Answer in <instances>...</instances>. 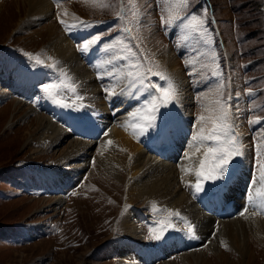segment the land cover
<instances>
[{"label": "rangeland", "instance_id": "374dc122", "mask_svg": "<svg viewBox=\"0 0 264 264\" xmlns=\"http://www.w3.org/2000/svg\"><path fill=\"white\" fill-rule=\"evenodd\" d=\"M48 1L51 17L43 13L34 26H27L24 17L19 20L22 14L18 16L14 0H0V66L33 76L32 92L25 90L27 94L22 95L21 91L9 90L8 96L0 100V264H124V250H128L126 264H186L184 255L203 250L206 258H212L207 246L221 222L245 220L251 214L264 219V206L259 205L261 194L251 199L258 186L256 178L264 182V0H187L186 7H177L180 0ZM105 4L107 7L101 6ZM170 14L175 19L166 23ZM193 16L197 21L191 19ZM81 25L92 30L79 34ZM50 26L59 37L73 43L82 66L97 74L99 80L93 77V82L103 88L107 98L119 95V90L139 80L146 117L151 116L154 105H159L148 123L153 137L162 139L157 144L159 149L168 147L163 141L169 128L182 130L183 107L187 105L174 74L160 61L168 51L176 57L188 83L189 138L202 127L206 134L210 132L212 119L218 115L217 99L229 107L241 154L231 159L222 176L209 177L206 173L212 161L206 162L200 183L209 196L205 204L208 208L198 209L203 212L201 218L213 220L214 226L207 225L206 233L204 221L200 225L183 212L175 215L177 212L168 211L156 200L129 205L122 194L113 192L112 183L102 175L97 162V149L103 145L105 132L95 134L90 162L81 173L66 176H74L69 183L56 178L53 171L34 175L33 167L47 168L60 157L68 140L80 139L71 133L75 136L60 143L53 152L48 151L51 154L33 157L35 143L23 145L24 138L20 140L25 134L18 133L21 135L16 137V131L38 115L67 129L59 119L77 127L79 110L89 113L88 104L94 105L100 95H91L88 100L84 84L76 79L71 67L57 64L48 54L53 37ZM97 37L98 41L85 50L84 45ZM108 56L123 59L127 80L121 77L123 69L108 66ZM2 76L0 71V86ZM169 83L175 88V98L167 103L155 100L161 95L156 89L167 88ZM12 89L16 90L14 83ZM13 102L22 103L32 114L8 131L9 123H5L16 110ZM123 103L128 106L129 100ZM107 108L112 111L109 103ZM135 108L124 115L130 118ZM201 116L204 121L199 120ZM14 137L19 141L8 144ZM208 144L215 147L211 141ZM206 152L207 148L200 160H204ZM246 167L249 173L239 176L238 171ZM43 175L54 176L51 184L38 178ZM57 182L59 187L67 184L65 195L64 189L61 194L53 192ZM181 188L190 199L197 200L193 184ZM233 190L238 191L236 200ZM56 199L64 202L58 209L53 203ZM129 212L136 216L141 241L123 237L121 228ZM165 242L168 244L164 248L159 247ZM221 251L231 254L228 247ZM259 259L257 263L264 264V256ZM230 260V264H244L238 254Z\"/></svg>", "mask_w": 264, "mask_h": 264}, {"label": "bare ground", "instance_id": "6f19581e", "mask_svg": "<svg viewBox=\"0 0 264 264\" xmlns=\"http://www.w3.org/2000/svg\"><path fill=\"white\" fill-rule=\"evenodd\" d=\"M14 1L19 11L18 16L20 17L22 14L19 20L25 19L26 22L24 24L27 26H34L43 13L47 18H50L53 12H51L52 8L48 0ZM23 17L24 19H22ZM89 29L92 30L91 28L81 25L77 31L78 33L86 34L89 32ZM50 31L53 37L50 39V44L52 46L49 47L48 54L54 58L57 64L61 62L62 65L66 64L71 67L72 73L76 79L82 83V86L84 84V91L89 94L88 100L92 99L91 95H94V97L99 95V93L100 95L94 99V105L87 103L89 113L81 109L79 110L81 115L78 116L80 119L77 120V127L71 125V121L65 122V120L59 119L60 124L64 123L69 129L72 128V130L62 125L59 126L51 119L41 115L36 116L33 120L27 121L32 111L25 108L22 103H12L16 105V110L11 112L9 117L7 115L8 119L5 125L9 123L7 129L9 131L18 121H27L25 125L23 124L24 126L22 125V128L16 131L15 136L17 137L16 134L24 132L23 134L25 135L21 137L20 140L22 141L24 138L23 145H27L28 147L35 143V147L31 149L33 157L43 156L46 153H50L48 152L50 150L53 152V150L59 147L60 143L75 136L71 133H76L78 136L76 138L80 139H75L73 141L71 139V141L68 140L69 142L60 157L47 168H44L45 166L43 168L33 167L31 171L34 175H38L42 172L45 173V170L48 171L49 174L52 173L50 171H53L58 175L56 178H61L62 181L65 180L69 183L74 176L70 178L65 177L81 173L90 162L91 150L95 147L93 141L95 134L105 132L103 145L101 147L99 146L97 149V162L103 174L100 173L112 183L110 189L113 192H117V194H122L121 196H124L125 199L129 201V205L138 201L147 202L156 200L165 206L168 211L177 213L183 212L200 225L201 222L204 221L203 232L206 233V229L208 228L206 226L210 225L212 228L214 223L213 220L210 222L208 218H201L203 212L200 213L198 210L201 206H204V210L208 208L205 204L209 196L206 197V192L203 191L204 187L202 183H200L203 178L202 174L199 175V177L197 175V173H201L200 163L202 160L200 159L203 152L205 153L206 148L194 141L192 137L188 138L189 129H187V124L190 123L191 116L186 108L189 110L190 96L187 95L188 83L186 82L184 73L179 69V62L176 57L168 51L165 55L166 57H161L160 61L163 65H167L172 75L174 74L173 78L174 80L176 78L179 91L183 94V98L185 100L187 99V105H184L183 108L185 111L182 115L184 120L181 126L183 127V132L180 131L176 139H171L169 147L165 152H163V150L157 152L153 149V143L151 141V138H153V130L150 131L151 126L148 125L149 119L146 117V111L141 105L142 95L139 80L127 84L125 86L126 90L123 89L118 91L120 93L119 95L115 93L119 97H116L114 94L115 96H109L107 98L104 95L108 94L103 88L99 87L101 90L99 91V88H97L93 82V77L98 79L97 74L92 72L91 69L87 70L82 66L81 61L77 57L78 54L74 49L73 43L59 37L53 26H50ZM107 62L109 67H113L116 70L123 69L121 71L122 79L127 80L129 78L127 74L125 75L124 73L125 65L122 58L119 60L114 56H108ZM0 68L3 74V84L0 86V100L7 97L10 91H21L22 95L27 94L25 90L29 92L33 91V84L31 83L33 76L25 72H20L19 74L14 73L11 72V69H5V67L2 66H0ZM114 78L116 77L114 76ZM13 83L16 90L12 89ZM123 84L125 85L124 82ZM114 98L117 99L116 102L113 101ZM124 100H129L128 106H124L126 105L123 103ZM108 103L111 105L112 111L107 108ZM135 106L137 107L135 108V110H137L136 113L138 112L136 118L133 117L134 119H130L132 117L131 113L130 118L124 115V112H128L129 109L133 111ZM48 108L52 109L49 105ZM7 130L6 132H8ZM16 137H14V139L11 138L8 144H14L19 141ZM198 152H200V155H198ZM248 173L249 170L246 167L238 171L237 174L243 176ZM59 174L63 176H59ZM38 178L49 180L51 184V180L54 176L43 175ZM231 181H233V179H231ZM179 182L181 184H179ZM256 182L258 184L256 189L258 192L255 190L256 193L253 192L251 199L255 197V194H261L259 205L264 206V182H262L259 177L256 178ZM192 184L195 189L194 195L197 197L196 201L193 197L190 199L187 193L183 192L181 188L184 185L187 186ZM196 185L199 187L196 188ZM66 186L67 184H64L62 187H59L57 182L53 192L61 194L63 189L65 191ZM187 190L189 191L190 189ZM64 191L63 193L65 195L67 190ZM236 191L237 190H233L235 200L238 198V191ZM220 194L223 195L222 192ZM53 203L56 204L55 208L57 207L58 209L64 202L62 199H56L55 201L53 200ZM255 204L256 202H254V205ZM135 218L136 216L132 212L127 214L125 222L123 221V228H121L124 229L123 237L129 238L132 241H141L142 234L140 235L138 228L135 227ZM244 219L245 220L236 218V220L232 221H224L226 219L221 220L224 222H221L217 226L218 229L216 234L207 246V250L212 252V258H206L204 256L206 250H203L200 253L184 255L182 260L185 261L186 264H230L232 263L230 260L232 255L238 254L241 260H244V264H258L257 261H260L259 258L264 256V219L257 218L253 214H251V216H245ZM167 244L168 243L165 242L159 247L164 248ZM222 247H228V252H231V254H224L221 251ZM127 251L128 250H124V252L121 253L123 256L122 258H125L124 264H126V259H128L125 255L128 254ZM258 254L260 256H258ZM247 259H249L250 262H247ZM120 264L123 263L121 262Z\"/></svg>", "mask_w": 264, "mask_h": 264}, {"label": "snow or ice", "instance_id": "6c2138e0", "mask_svg": "<svg viewBox=\"0 0 264 264\" xmlns=\"http://www.w3.org/2000/svg\"><path fill=\"white\" fill-rule=\"evenodd\" d=\"M172 3V0H169ZM187 0H180L179 5L177 7H186ZM107 7V5H101ZM175 17L170 14L166 23H171ZM193 21H197V17L191 18ZM61 23H64L61 21ZM99 37L95 38L92 41H89L84 45V49L87 50L90 44L96 43ZM39 62V61H38ZM165 78V77H161ZM53 87V86H50ZM161 95L157 96L155 100L159 101L160 103H167L170 100L174 99L176 96V91L174 86L169 83L167 88L156 89ZM216 104L218 106V115L212 119L213 127L209 133H205L204 128L202 127L196 135L193 136V140L196 141L201 146L207 148V152L205 154V158L200 163L201 173H197L198 177L201 174H204L205 165L208 160L212 161V166L210 169L207 170V175L211 177L213 174L222 176L224 171H226V165L231 161V159L241 154L240 148L237 144V140L234 134V130L230 123V111L229 107L221 100L217 99ZM159 105H154L151 110V116L147 118L149 120L154 119L155 109ZM134 117L137 115L136 113L132 114ZM200 121H204L205 117H199ZM258 122V121H257ZM211 141L215 144V147H212L207 142ZM198 150V149H197ZM188 158V157H186ZM169 215H173V213H169ZM175 215H179V213H175Z\"/></svg>", "mask_w": 264, "mask_h": 264}]
</instances>
